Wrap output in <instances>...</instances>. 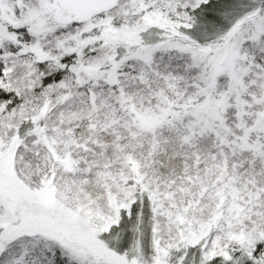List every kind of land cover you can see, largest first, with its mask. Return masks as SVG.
Here are the masks:
<instances>
[{
    "label": "snow or ice",
    "instance_id": "snow-or-ice-1",
    "mask_svg": "<svg viewBox=\"0 0 264 264\" xmlns=\"http://www.w3.org/2000/svg\"><path fill=\"white\" fill-rule=\"evenodd\" d=\"M0 264H264V0H0Z\"/></svg>",
    "mask_w": 264,
    "mask_h": 264
}]
</instances>
